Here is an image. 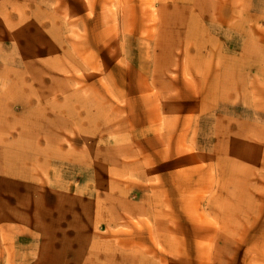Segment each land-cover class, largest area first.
I'll return each mask as SVG.
<instances>
[{"label": "rangeland", "instance_id": "1", "mask_svg": "<svg viewBox=\"0 0 264 264\" xmlns=\"http://www.w3.org/2000/svg\"><path fill=\"white\" fill-rule=\"evenodd\" d=\"M0 264H264V0H0Z\"/></svg>", "mask_w": 264, "mask_h": 264}]
</instances>
